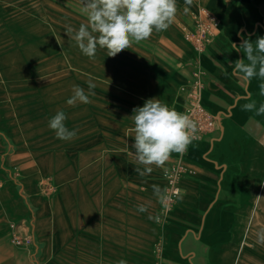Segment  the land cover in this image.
Here are the masks:
<instances>
[{"label":"crops","instance_id":"1","mask_svg":"<svg viewBox=\"0 0 264 264\" xmlns=\"http://www.w3.org/2000/svg\"><path fill=\"white\" fill-rule=\"evenodd\" d=\"M192 6L195 13L206 9L216 16L218 30L206 49L190 51L187 57L193 60V71L203 72L201 103L221 118L214 133L193 140L183 155L172 153L162 168L153 166L143 177L134 171L136 167L143 170V166L133 156L127 157L123 164L127 174L123 210L118 204L122 193L111 180L109 215L141 219L143 226L127 228L126 236H144L146 249H136L127 240L111 245L110 254L105 255L98 228L85 227L91 218L84 204L74 205L64 195L63 214L56 215L53 205H58L53 200L60 192L42 199L30 191L29 202L23 200L22 186L6 178L15 168L5 157L18 155V146L16 133L6 120L9 85L0 84V177L5 178L0 187V264H116L121 259L127 264H264V242L257 236L264 231V115L243 109L253 100L257 108L264 103L260 95L264 81L258 77L246 81L233 73V63L244 54L232 48V43L240 46L245 39L254 42L264 36V0H193ZM11 7L16 11L18 3ZM8 62L7 57H0L6 75ZM171 80L163 86L162 101L182 113L186 109L183 85L187 76L175 72ZM126 132V138L134 140V127L128 126ZM173 161L182 163L186 172L176 202L164 205L153 195L152 186L167 188L165 168ZM128 172L133 175L128 176ZM55 183L60 184L57 179ZM92 200L96 225L95 215H103L101 191L95 190ZM139 204H146L148 211L137 212ZM156 215L162 216L161 223L156 222ZM27 217L36 218L33 238L42 243L33 257L26 249L37 248L34 239L29 245L12 241L11 224ZM59 223L58 238L53 239L52 231ZM157 237L163 238L161 251L154 248Z\"/></svg>","mask_w":264,"mask_h":264},{"label":"rangeland","instance_id":"2","mask_svg":"<svg viewBox=\"0 0 264 264\" xmlns=\"http://www.w3.org/2000/svg\"><path fill=\"white\" fill-rule=\"evenodd\" d=\"M13 3H18L16 11H12ZM192 5L193 0L190 5L177 0V13L167 30L154 31L150 38L134 42L115 57H108L107 50L98 47L95 58L90 59L66 34L68 26L78 30L81 23L87 22L79 11L80 0H0V57L9 61L8 75L0 66V84L9 85L6 120L12 133H16L18 146V155L5 157L6 163L15 168L6 178L15 179L22 186L26 203L34 191L42 199L53 198L60 192L53 200L58 205H53L56 215L63 214L64 195L74 205L84 204L91 218L85 227L98 228L105 255L110 254L111 245L125 244L127 240L136 249H146L144 236H126L127 228L143 226L141 219L136 215H109L111 180L122 193L118 204L123 210L127 188L123 164L134 152V140L126 138V129L133 126L129 117L147 99L163 100V86L172 81L175 72L187 76L183 85L187 110L194 78L193 60L187 54L201 51L197 38L202 29L209 28L211 37L218 30L213 14L205 10L195 13ZM9 7L12 9L4 10ZM89 81L95 85L90 103L68 105L73 85L87 93ZM61 110L68 117L66 127L78 130L76 138L70 141L57 139L48 127L49 119ZM175 164L178 162L165 168L167 183L168 169ZM132 175L128 172V176ZM56 179L60 184L55 183ZM4 180L0 177V187ZM95 190L102 193L103 214L95 215L96 225L92 215ZM27 218L20 221V228L29 231L33 241L37 220ZM156 218L161 223L162 216ZM60 229V223L55 224L53 239L58 238ZM34 240L37 250L34 246L26 249L31 257L42 246ZM162 245L163 238L157 237L154 248L161 251Z\"/></svg>","mask_w":264,"mask_h":264},{"label":"clouds","instance_id":"3","mask_svg":"<svg viewBox=\"0 0 264 264\" xmlns=\"http://www.w3.org/2000/svg\"><path fill=\"white\" fill-rule=\"evenodd\" d=\"M80 13L87 18L78 30L68 26L66 34L74 40L81 53L90 59L95 58L98 47L107 50L108 57H115L132 44L151 37L153 32L167 30L173 23L177 13V0H80ZM192 4V0H185ZM187 11V9H185ZM233 50H243L244 58L233 63V73L251 81L259 78L264 81V36L254 42L245 39L240 46L232 43ZM247 60V63L245 62ZM95 85L88 82L86 93L79 85H73L68 105L90 103L89 97L94 95ZM260 95L264 96V83L260 84ZM245 111H255L256 115H264V103L257 108L256 101L246 103ZM134 126V143L132 148L139 176L152 172L153 166L162 168L171 158L172 153L183 155L193 140L198 139V125L187 114L169 107L161 99L150 98L143 106L135 107L129 117ZM68 119L64 111H58L48 121V127L57 139L70 141L77 136V129L69 130L65 121ZM153 195L162 203L169 200L168 190L153 185ZM139 213L148 211L146 204L136 206ZM149 219H154L149 215ZM158 219V218H155ZM258 240L264 242V231L257 234ZM116 264H127L119 260Z\"/></svg>","mask_w":264,"mask_h":264},{"label":"built area","instance_id":"4","mask_svg":"<svg viewBox=\"0 0 264 264\" xmlns=\"http://www.w3.org/2000/svg\"><path fill=\"white\" fill-rule=\"evenodd\" d=\"M212 15V14H211ZM212 17H214L212 15ZM215 18V17H214ZM216 23V22H215ZM217 24V23H216ZM201 25H204L201 24ZM212 35V34H211ZM211 35L208 30L202 29L201 34L198 39V47L204 51L208 44L211 41ZM193 84L191 89L190 99L187 102V110L184 114H187L193 121L198 125V139L204 137L207 134L214 133L219 128L220 115L210 112L206 109L201 103V92L200 88L202 87V76L203 72L201 69H196L194 71ZM187 151V150H186ZM186 153V152H185ZM184 153V154H185ZM186 172V168L178 163L168 169V195L169 200L167 203L172 205L176 202L178 196L181 193L180 181L183 174ZM11 227L14 231L12 235V241L17 245H29L31 243V234H28L29 231L20 228L19 222H13ZM19 229V230H18Z\"/></svg>","mask_w":264,"mask_h":264},{"label":"bare ground","instance_id":"5","mask_svg":"<svg viewBox=\"0 0 264 264\" xmlns=\"http://www.w3.org/2000/svg\"><path fill=\"white\" fill-rule=\"evenodd\" d=\"M201 10H205V11H207V13H210V14H213V13H211V12H209L208 10H206V9H201ZM213 16L215 17V19H216V16L213 14ZM186 111V109L183 111V112H185ZM182 112V113H183Z\"/></svg>","mask_w":264,"mask_h":264}]
</instances>
